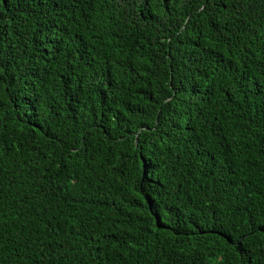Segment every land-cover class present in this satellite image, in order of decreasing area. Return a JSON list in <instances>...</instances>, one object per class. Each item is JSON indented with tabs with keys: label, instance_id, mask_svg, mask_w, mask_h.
I'll return each mask as SVG.
<instances>
[{
	"label": "trees",
	"instance_id": "trees-1",
	"mask_svg": "<svg viewBox=\"0 0 264 264\" xmlns=\"http://www.w3.org/2000/svg\"><path fill=\"white\" fill-rule=\"evenodd\" d=\"M0 264H264V0H0Z\"/></svg>",
	"mask_w": 264,
	"mask_h": 264
}]
</instances>
